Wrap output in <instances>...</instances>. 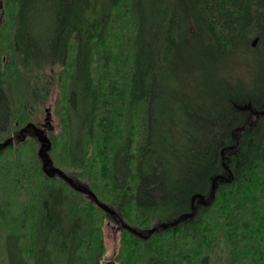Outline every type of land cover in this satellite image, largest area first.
<instances>
[{
    "label": "trees",
    "instance_id": "1",
    "mask_svg": "<svg viewBox=\"0 0 264 264\" xmlns=\"http://www.w3.org/2000/svg\"><path fill=\"white\" fill-rule=\"evenodd\" d=\"M1 2L0 264H264V0Z\"/></svg>",
    "mask_w": 264,
    "mask_h": 264
},
{
    "label": "water",
    "instance_id": "2",
    "mask_svg": "<svg viewBox=\"0 0 264 264\" xmlns=\"http://www.w3.org/2000/svg\"><path fill=\"white\" fill-rule=\"evenodd\" d=\"M256 43H257V40H254L252 46L255 47ZM47 113H48V111H47ZM255 115H258V113L257 114L256 113H252L250 118H249L248 123L246 124V126H244L243 129H239L238 130V133L240 135L244 134L248 130V128L251 126ZM46 122H49V116L48 115H47V118H46ZM27 129H31L30 126H27ZM41 142H42L41 143L42 147H41L40 151L38 152V156L42 160V169H43L44 173L47 176H49V177L57 176V177L61 178L71 189H73V190H75V191H77L79 193H82V194L92 198L101 209H103L108 214L115 216L114 213L109 208L101 205L98 202L97 198L95 197V195L90 190H88L87 188L80 187L79 185H76L70 177L65 175L60 170H58L56 168H50L49 169V167L51 166V160L49 159L48 155L45 156V157L42 156L43 152L48 153V150H49V147H50L49 141L45 138V139H42ZM216 180L217 179H215L214 182H213V191H212V193H214V188H215L214 187V183L216 182ZM115 221H116V224L118 225L119 229H126V230H128L129 232H131L133 234H140V235L143 234V233H139L136 230L131 229L130 227L124 225L123 222L118 217H115ZM171 225H175V223H173V224H165V225H162V226H156V227L152 228L151 230H149L148 236L152 235L155 232H158L160 229H165V228H167V227H169ZM116 233H117V230L114 229V233H113L114 241H115ZM108 264H114V263L113 262H109Z\"/></svg>",
    "mask_w": 264,
    "mask_h": 264
},
{
    "label": "rangeland",
    "instance_id": "3",
    "mask_svg": "<svg viewBox=\"0 0 264 264\" xmlns=\"http://www.w3.org/2000/svg\"><path fill=\"white\" fill-rule=\"evenodd\" d=\"M1 4H2V2L0 0V8H2V5ZM2 22H3V17H2V15H0V24H2ZM47 111H48V113H47ZM47 115L49 116V122H46ZM36 121L38 122V125L39 126L40 125H43L45 132H46V129H49V130H47V133L50 132V130H52L53 128H55V126L57 124V118H56V114L54 113V111H52L50 105L49 106L48 105H45L44 106V108L42 109L41 114L39 115V117H37V120ZM48 125L50 127H48ZM31 135L34 136V138L39 137L38 134H36L34 132H32ZM46 136H47V134H46ZM41 147H42V144H40L38 142L36 153H38L40 151ZM42 156H44V157L47 156V153L46 152H43L42 153ZM71 179L73 180V182L76 185H79L80 187H83V188H88L87 183L81 182V181H79V180H77L75 178H71ZM115 223H116V221H115ZM113 233H114V230L111 227H109L108 229H105V235H106V238H107V241L108 242H111V238L113 239ZM109 262H113V261L107 260V261L102 262L101 264H108Z\"/></svg>",
    "mask_w": 264,
    "mask_h": 264
},
{
    "label": "flooded vegetation",
    "instance_id": "4",
    "mask_svg": "<svg viewBox=\"0 0 264 264\" xmlns=\"http://www.w3.org/2000/svg\"><path fill=\"white\" fill-rule=\"evenodd\" d=\"M48 127H50V126L48 125ZM42 130H44L43 125H40L39 127L38 126L31 127V131H33L34 133L38 134L39 137H42L43 138L44 137V134H43ZM45 133L47 134V132H45Z\"/></svg>",
    "mask_w": 264,
    "mask_h": 264
},
{
    "label": "bare ground",
    "instance_id": "5",
    "mask_svg": "<svg viewBox=\"0 0 264 264\" xmlns=\"http://www.w3.org/2000/svg\"><path fill=\"white\" fill-rule=\"evenodd\" d=\"M47 130H49V129H46V132H47ZM42 132H43V134H44V137L42 138V137H36V139H37V141L41 144L42 142H41V140L42 139H45V138H47L45 135H46V133H45V131L44 130H42ZM41 160V159H40ZM41 162H42V160H41ZM50 168H56V167H54V165L52 164V162H51V166L49 167V169ZM56 169H58V168H56ZM48 170V169H47ZM59 170V169H58ZM61 171V170H60ZM62 172V171H61ZM65 174V173H64ZM66 175V174H65ZM56 177V176H55ZM88 190H89V188H87ZM82 194V193H81ZM84 195V194H83ZM86 196V195H85ZM88 197V196H87Z\"/></svg>",
    "mask_w": 264,
    "mask_h": 264
}]
</instances>
